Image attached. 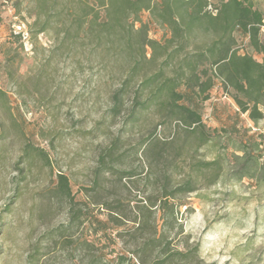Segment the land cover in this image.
Masks as SVG:
<instances>
[{
  "label": "rangeland",
  "instance_id": "obj_1",
  "mask_svg": "<svg viewBox=\"0 0 264 264\" xmlns=\"http://www.w3.org/2000/svg\"><path fill=\"white\" fill-rule=\"evenodd\" d=\"M252 1L264 17V0ZM35 5L0 0V88L25 133L0 107V264L151 262L156 251L145 238L160 232L170 251L192 249L169 264H264V178L234 174L242 164L235 154L247 152L264 164V106L263 117L251 120L233 90L215 78L209 98L195 106L205 136L175 122L153 132L154 108L122 131V117L105 113L116 84L105 51L98 62V51L82 33L66 40L65 48L59 46L63 33L37 32ZM81 7L76 4L79 14ZM141 25L149 39L169 36L147 10L134 28ZM234 37L238 53L264 61L247 37L238 31ZM145 52L149 58L150 48ZM116 137L118 162L101 169L98 160ZM25 140L43 147L50 165L38 156L17 163ZM59 172L68 178L70 198L56 193ZM185 181L194 185L192 192L165 197Z\"/></svg>",
  "mask_w": 264,
  "mask_h": 264
},
{
  "label": "trees",
  "instance_id": "obj_2",
  "mask_svg": "<svg viewBox=\"0 0 264 264\" xmlns=\"http://www.w3.org/2000/svg\"><path fill=\"white\" fill-rule=\"evenodd\" d=\"M85 2L36 0L37 18L33 24L39 25L37 32L52 29L57 35L63 33L59 46L65 48H69L66 40L74 41L82 33L98 51V62L107 57L114 68L112 77L116 84L108 94L105 113L112 119L122 117V131L139 121L142 111L154 108L158 120L153 125V132L158 126L170 127L175 122L177 127L199 131L205 136V125L195 106L197 102L209 98L215 78H220L226 89L233 90L232 97L241 112L247 113L253 121L263 117L264 61H258L248 53L240 54L235 48L234 32L238 31L248 38L255 52H264V33L261 32L264 17L252 0H217V4L211 0ZM78 3L82 5L80 14L75 10ZM212 6L215 12L210 8ZM143 10L149 11L152 18L167 27L169 36L163 42L147 38L142 25L134 28L137 16ZM40 16L43 20L39 23ZM59 16L64 17L61 23H58ZM199 35L204 37L202 41L198 39ZM14 36L16 40L21 39L20 33ZM146 47L151 50L149 58H146ZM104 51L105 56L101 55ZM153 65L156 69L152 68ZM7 99L0 88V107L11 125L25 136ZM118 143L119 137H116L110 150L100 156L98 162L101 169H110L113 163L118 162L119 158L113 157ZM32 156H38L45 165H50L46 150L25 140L17 163ZM106 157H109L110 165L106 164ZM234 157L242 160L240 168L234 171L237 177L258 174L264 178V164L258 163L256 157L249 156L247 152ZM56 176V193L70 198L67 176L61 172ZM193 190L191 181H185L166 193L165 197ZM145 239L146 244H151V250L156 251V256L151 262L140 258L139 264H169L172 257H188L192 253V249L170 251V240L164 232H160L158 237ZM193 251H197V245Z\"/></svg>",
  "mask_w": 264,
  "mask_h": 264
}]
</instances>
